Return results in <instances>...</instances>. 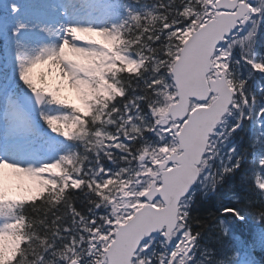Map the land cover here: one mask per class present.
<instances>
[{
    "label": "snow or ice",
    "instance_id": "snow-or-ice-1",
    "mask_svg": "<svg viewBox=\"0 0 264 264\" xmlns=\"http://www.w3.org/2000/svg\"><path fill=\"white\" fill-rule=\"evenodd\" d=\"M257 249L264 0H0V264H264Z\"/></svg>",
    "mask_w": 264,
    "mask_h": 264
},
{
    "label": "trees",
    "instance_id": "trees-1",
    "mask_svg": "<svg viewBox=\"0 0 264 264\" xmlns=\"http://www.w3.org/2000/svg\"><path fill=\"white\" fill-rule=\"evenodd\" d=\"M240 141L246 142L245 134H241ZM227 189L223 190L222 194L210 195L208 198H201L198 194L197 205L194 209L193 215L198 216L201 220L208 222L210 220L209 213L214 212L215 207H218L221 201L226 199ZM237 229L244 235L249 232L248 226L237 224ZM262 254L261 251H259Z\"/></svg>",
    "mask_w": 264,
    "mask_h": 264
},
{
    "label": "rangeland",
    "instance_id": "rangeland-1",
    "mask_svg": "<svg viewBox=\"0 0 264 264\" xmlns=\"http://www.w3.org/2000/svg\"><path fill=\"white\" fill-rule=\"evenodd\" d=\"M38 71H40V70L38 69ZM65 95L67 96L68 99L72 100L73 102H77V101L75 100V97H74L73 94L66 93Z\"/></svg>",
    "mask_w": 264,
    "mask_h": 264
}]
</instances>
